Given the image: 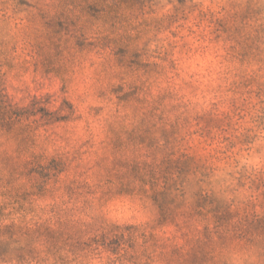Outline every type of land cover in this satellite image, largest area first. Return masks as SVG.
<instances>
[{
  "label": "rangeland",
  "instance_id": "rangeland-1",
  "mask_svg": "<svg viewBox=\"0 0 264 264\" xmlns=\"http://www.w3.org/2000/svg\"><path fill=\"white\" fill-rule=\"evenodd\" d=\"M246 217L264 0H0V264H264Z\"/></svg>",
  "mask_w": 264,
  "mask_h": 264
},
{
  "label": "trees",
  "instance_id": "trees-1",
  "mask_svg": "<svg viewBox=\"0 0 264 264\" xmlns=\"http://www.w3.org/2000/svg\"><path fill=\"white\" fill-rule=\"evenodd\" d=\"M65 105L67 106V109L69 110L72 109L69 104L65 103ZM3 228L11 232L9 236L10 239H13L16 236L15 234L16 225L15 224L7 225ZM1 231L2 229L0 227V233ZM233 231L235 232L234 233L235 236L237 235L241 239H244L250 243H253L255 239L257 238L264 239V220L263 219L261 220L258 218H252L250 220L248 217H246L243 220V223L236 224L233 227ZM206 232H207L206 238L210 239V231L207 230Z\"/></svg>",
  "mask_w": 264,
  "mask_h": 264
}]
</instances>
